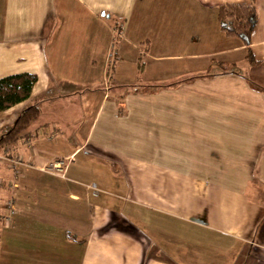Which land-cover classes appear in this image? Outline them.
<instances>
[{
    "label": "crops",
    "instance_id": "1",
    "mask_svg": "<svg viewBox=\"0 0 264 264\" xmlns=\"http://www.w3.org/2000/svg\"><path fill=\"white\" fill-rule=\"evenodd\" d=\"M234 5L254 11L248 46L220 29L218 8ZM21 73L36 82L0 111V135L25 108L39 113L22 139L0 147L24 163L14 176L0 161V264H57L61 251L68 264H264V0H0V78ZM145 75L189 80L167 102L206 84L214 107L155 106V93L136 90ZM235 92L252 98L253 115L245 138L219 152L201 124ZM159 123L195 124L202 141L173 184L167 161L181 156L158 154L142 136ZM154 158L162 171L145 165ZM55 161L66 162L61 173L49 169ZM172 225L209 232V245L195 239L209 248H175L181 262L172 261Z\"/></svg>",
    "mask_w": 264,
    "mask_h": 264
},
{
    "label": "rangeland",
    "instance_id": "2",
    "mask_svg": "<svg viewBox=\"0 0 264 264\" xmlns=\"http://www.w3.org/2000/svg\"><path fill=\"white\" fill-rule=\"evenodd\" d=\"M239 70L238 68H231V71ZM212 75V74H211ZM188 78V77H186ZM185 78V79H186ZM184 78H178V79H172L168 81H158V80H148L145 75V80L140 78L139 85H136V90L138 92H149V93H155L157 103L153 101V104L155 106H161L162 100L165 99V106L170 107H177L180 102L183 105H192L194 102L197 106H203V108H211L214 107L211 103L213 102V97H210V93H212L213 89H209V86L206 84L203 85V89L199 88V85L192 88V91L185 92L182 91L177 94V96L173 95L171 97H168V102L166 100L167 96H169L170 92L173 91L171 87H174L177 83L181 82L183 83ZM208 82L210 80H207ZM186 82H189L187 80ZM188 83H186V88ZM169 88V89H168ZM209 89V91L207 90ZM211 90V92H210ZM239 92V90H238ZM238 92L233 93L232 98L233 102H231V105H228L226 103H222L226 107V111L216 112L213 114V111L208 112L205 115L204 122H202L201 127H205L206 132H204V138L210 142V144L213 146L214 149L221 152L222 150H226V147H232L235 143H237V140L245 138V125H246V116L253 115V109L251 111L246 112V102L253 103L251 100L252 98L250 96H243L242 95H236ZM190 94V97L187 94ZM186 94V95H185ZM241 94V93H239ZM256 103H259V101H255ZM153 106V105H150ZM218 110H221V104H220V97H218V103L215 105ZM262 106V104H261ZM252 107H259V105H254ZM257 116L259 117V111L257 112ZM264 118V115H261ZM134 117V116H132ZM196 128V125L193 124V126H190V128L185 129V127L181 126L179 127L177 125H168L159 123L156 125L155 130H153L152 134L150 135H142L143 138L147 141L150 140L149 146L151 147V150L157 152L158 154H171V155H180L181 157H176L177 160L174 158L171 159L169 162L167 161V164H170V173L174 174L170 177L164 178L167 180H170L171 184H173L174 180H178L179 178V167H180V161H185V159H189L187 161V164L192 161H194L193 157L196 152V150L201 151L202 147L197 146L196 144L201 143L202 141L197 138L198 132L194 130ZM138 133L144 132L145 130L141 128H137ZM139 137L137 138L139 145L141 146L142 150L147 151V144L145 141H142V136L138 134ZM196 136V137H195ZM199 140V141H198ZM209 145V144H208ZM231 150V149H229ZM150 159V158H148ZM186 162V161H185ZM145 165H148L149 169H155L162 171L163 170V164L164 161L160 160L157 161L154 160H148V162H145ZM155 164L157 167L152 168L151 164ZM65 164V162H64ZM190 164V163H189ZM188 164V165H189ZM187 168V166L185 167ZM183 168V170L185 169ZM170 174V175H171ZM176 175V176H175ZM96 181V180H95ZM108 184V183H105ZM103 185V186H111V185ZM173 187V186H172ZM129 207H126L128 209ZM152 212V211H151ZM151 215L154 218L161 217L162 213L160 212H153ZM171 227V233H172V241H171V247L169 250L171 252V259L172 261L176 263H180L181 260L178 257H175L176 252H174L175 248H178L179 252H188V253H198L202 250H205L209 247H206L205 249H199L198 248V241L195 240L199 238L200 235H202L203 239L205 240L207 234L209 232L205 231H195L196 229H189L188 227H184L183 225H172ZM175 235H178L175 237ZM173 238L175 240L173 241ZM206 243L209 245L210 242ZM76 245V244H75ZM197 247V251L196 248ZM178 252V251H177ZM178 254V253H177ZM60 261L57 264H68L67 259L63 256V251L60 253ZM77 256L75 254L74 256V263L76 262Z\"/></svg>",
    "mask_w": 264,
    "mask_h": 264
},
{
    "label": "trees",
    "instance_id": "3",
    "mask_svg": "<svg viewBox=\"0 0 264 264\" xmlns=\"http://www.w3.org/2000/svg\"><path fill=\"white\" fill-rule=\"evenodd\" d=\"M220 29L226 37L239 40L242 45H249L250 34L255 28L256 17L253 9L240 6H220L218 8ZM246 59L255 65L251 53ZM36 82V76L29 73L14 74L0 78V111L26 100ZM39 110L35 106L25 108L15 119L13 125L0 135V147L17 143L22 139L28 125L37 118Z\"/></svg>",
    "mask_w": 264,
    "mask_h": 264
},
{
    "label": "built area",
    "instance_id": "4",
    "mask_svg": "<svg viewBox=\"0 0 264 264\" xmlns=\"http://www.w3.org/2000/svg\"><path fill=\"white\" fill-rule=\"evenodd\" d=\"M0 161H6L8 164H10V169L12 170L14 176L17 175L18 169L20 168L19 166L24 165V163H22L18 159L9 158V156L6 155L5 153H0ZM65 166L66 164H64V161H55L51 163L48 167L51 171L61 173L64 170ZM0 187H1V184H0ZM10 187L15 188V184L12 183ZM13 204L14 203L11 197H8L5 200H3L2 205H3V209L5 213L1 215L3 219V223L5 225H8V223H10V217L14 214Z\"/></svg>",
    "mask_w": 264,
    "mask_h": 264
}]
</instances>
